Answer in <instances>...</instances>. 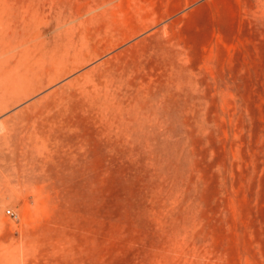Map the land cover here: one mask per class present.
I'll return each mask as SVG.
<instances>
[{"label": "rangeland", "instance_id": "rangeland-1", "mask_svg": "<svg viewBox=\"0 0 264 264\" xmlns=\"http://www.w3.org/2000/svg\"><path fill=\"white\" fill-rule=\"evenodd\" d=\"M0 264H264V0H0Z\"/></svg>", "mask_w": 264, "mask_h": 264}, {"label": "built area", "instance_id": "built-area-1", "mask_svg": "<svg viewBox=\"0 0 264 264\" xmlns=\"http://www.w3.org/2000/svg\"><path fill=\"white\" fill-rule=\"evenodd\" d=\"M6 214H8V215L11 216V217H14L13 212H11L10 210H7Z\"/></svg>", "mask_w": 264, "mask_h": 264}, {"label": "bare ground", "instance_id": "bare-ground-1", "mask_svg": "<svg viewBox=\"0 0 264 264\" xmlns=\"http://www.w3.org/2000/svg\"><path fill=\"white\" fill-rule=\"evenodd\" d=\"M44 61H46V60H44ZM33 105H34V104H33ZM40 107H41V106H40ZM1 121H2V120H1ZM2 122H3V121H2ZM2 122H1V123H2Z\"/></svg>", "mask_w": 264, "mask_h": 264}]
</instances>
